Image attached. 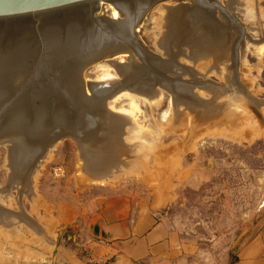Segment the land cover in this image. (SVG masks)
<instances>
[{"label": "rangeland", "instance_id": "374dc122", "mask_svg": "<svg viewBox=\"0 0 264 264\" xmlns=\"http://www.w3.org/2000/svg\"><path fill=\"white\" fill-rule=\"evenodd\" d=\"M170 1L181 4V0ZM168 2L154 1L149 12L142 13L135 29V36H149L147 50L162 58H167L160 47L165 27L162 6ZM239 6L240 14L234 12V19L251 24V29H246L247 37L264 38V0H239ZM111 8L112 4L100 1L95 16L111 20ZM262 45L264 41L262 44L243 37V46H237V50L245 92L264 100ZM123 54L129 57V53ZM108 58L111 57H101L80 69V84L98 83L104 69L98 65L106 66ZM212 58L180 56L177 64L196 69L200 80L219 83L215 94L192 84L198 88L193 87L198 96L225 106L218 123L211 119L201 123L200 111H186L189 107L181 103H177L180 119L174 120L173 92L164 87L155 86L157 98L120 90L118 99L112 95L105 100L106 110L131 118L123 123L122 131V142L131 157L120 154L123 163H117V169H109V174L100 179L93 180L90 173L82 172L80 148L73 139H59L40 156L19 197L22 183L8 185L12 143L0 139V207L9 209L6 224H12L11 228L0 217V245L26 246L44 259L52 258L60 242L66 240L71 247L74 245L77 231L73 232V227L113 205L155 212L158 220L170 223L179 239L197 242L199 250L210 255L216 264L227 256L232 264L238 245L260 227L263 219L264 125L253 107L244 106L237 94L225 89L230 77L220 74ZM117 60L129 61L122 57ZM105 69L111 75L110 82L121 81L120 71L109 65ZM261 107L264 112V103ZM234 116L237 123L231 120ZM26 238L35 244L22 240ZM48 238L52 239V250L44 243Z\"/></svg>", "mask_w": 264, "mask_h": 264}, {"label": "water", "instance_id": "95a60500", "mask_svg": "<svg viewBox=\"0 0 264 264\" xmlns=\"http://www.w3.org/2000/svg\"><path fill=\"white\" fill-rule=\"evenodd\" d=\"M100 1L127 16H95ZM156 0H0V139L9 149L8 185H28L40 156L57 140L73 139L82 172L92 179L109 174L130 156L122 142L131 118L106 110L105 100L120 90L155 95V86L173 92L177 103L199 110L201 120L223 115L225 106L194 93L192 83L215 93L219 83L197 78V70L177 64L180 56L213 55L217 70L230 77L227 91L253 107L264 125V100L241 84L237 46L251 24L234 19L239 0H181L165 4L160 47L167 58L147 50L149 36H135L143 12ZM130 49L129 61L112 62L121 81L81 83V70L109 50ZM9 209L0 207L7 222ZM12 228V224H6Z\"/></svg>", "mask_w": 264, "mask_h": 264}, {"label": "crops", "instance_id": "0c3cea01", "mask_svg": "<svg viewBox=\"0 0 264 264\" xmlns=\"http://www.w3.org/2000/svg\"><path fill=\"white\" fill-rule=\"evenodd\" d=\"M260 227L241 242L232 264H264V210ZM157 213L107 205L55 246L52 258L26 246L0 245V264H216L197 242L183 241ZM34 243L31 239H22ZM52 250V239L44 242ZM35 244V243H34ZM217 264H229V259Z\"/></svg>", "mask_w": 264, "mask_h": 264}, {"label": "bare ground", "instance_id": "6f19581e", "mask_svg": "<svg viewBox=\"0 0 264 264\" xmlns=\"http://www.w3.org/2000/svg\"><path fill=\"white\" fill-rule=\"evenodd\" d=\"M175 2V1H174ZM177 2V1H176ZM168 3H173V2H171L170 0H169V2ZM111 7V6H110ZM164 9H165V5H163L162 6ZM113 8V9H112ZM112 16H111V20H119L120 19V16H122V17H124V16H127V14H126V12H125V10L123 9V8H120V7H118V6H115V5H112ZM246 44V43H245ZM254 44V43H253ZM262 44H263V42H262ZM264 45H262V47H263ZM259 48V47H258ZM241 49V48H240ZM245 49V48H244ZM261 50V49H260ZM262 50H263V48H262ZM122 53H130V49H125L124 51L122 50V49H120V50H109V51H107L106 53H104L103 55H101L100 57H98L97 59H99V58H101V57H111L110 59L108 58V60L106 61V66H103V65H98V66H100L101 68H104L105 69V67L106 68H108V65L110 66V61H112V62H118V57H122L123 59L124 58H126V59H128L129 60V57L127 58L124 54L123 55H121ZM118 54H120V55H118ZM243 54V53H242ZM209 56V55H208ZM211 56H213V55H211ZM193 57V56H192ZM202 57V56H201ZM196 58H198L197 56H196ZM195 58V59H196ZM204 58V57H203ZM97 59H95V60H97ZM194 59V58H193ZM199 59H201L200 57H199ZM206 59H208V58H206ZM205 59V60H206ZM213 59V58H212ZM94 60V61H95ZM203 60V59H202ZM204 60V61H205ZM194 61V60H193ZM192 61V62H193ZM196 61H197V59H196ZM243 61V60H242ZM93 62V61H92ZM91 62V63H92ZM126 62V61H125ZM207 62V61H206ZM194 63V62H193ZM214 63V62H213ZM214 66V65H213ZM111 67H113V68H115L117 71H119L118 70V68L116 67V66H111ZM215 67H216V65H215ZM200 68V67H199ZM209 69H208V72H210L209 70H212L210 67H208ZM104 69H103V73H101V77H100V79L98 80V81H96V82H98V83H103V82H110V80H111V78H110V76L111 75H109L108 74V72H106V71H104ZM106 70V69H105ZM215 70H216V68H215ZM203 71V70H202ZM208 72H206V74L208 73ZM119 73V72H118ZM219 74V73H218ZM221 74V73H220ZM215 75V74H214ZM222 75V74H221ZM207 76V75H206ZM220 76V75H219ZM121 77V76H120ZM220 78V77H219ZM226 79V78H225ZM120 81V80H119ZM192 84H194V83H192ZM194 87V86H193ZM199 87V86H198ZM220 87V86H219ZM195 88V87H194ZM197 88V87H196ZM195 88V89H196ZM201 88V87H200ZM198 89V88H197ZM203 89V88H202ZM157 90V89H156ZM217 90V89H216ZM130 93L132 92V93H134V91L133 90H128ZM127 91V92H128ZM167 91V90H166ZM203 91V90H202ZM219 91V90H218ZM217 91V92H218ZM122 92V91H121ZM195 92V91H194ZM126 93V92H125ZM207 93V92H206ZM219 93V92H218ZM229 93V92H228ZM137 94H139V93H137ZM209 94V93H208ZM215 94V93H214ZM117 95V96H116ZM119 95H121V94H119ZM128 94L126 93V96H127ZM135 95V94H134ZM143 95V94H142ZM145 95V94H144ZM219 95V94H218ZM113 96H116V99H118V94L116 93L115 95H113ZM140 96V95H139ZM146 96H148V97H151L150 95H147L146 94ZM211 96H212V94H211ZM120 97V96H119ZM131 97V96H130ZM156 97V96H155ZM214 97V96H213ZM217 97V96H216ZM114 98V97H113ZM157 98V97H156ZM162 98V97H161ZM116 99H114V100H116ZM172 99V98H171ZM133 100V99H132ZM155 100V99H154ZM158 101H159V99H157ZM161 100V99H160ZM214 100V99H213ZM232 100V99H231ZM109 101V100H108ZM236 102H237V100H235ZM239 101V100H238ZM241 101V100H240ZM244 101V100H243ZM134 102V101H133ZM132 103V102H131ZM160 103V102H159ZM222 103V102H221ZM149 104V103H148ZM244 104V103H243ZM134 104H132V106H133ZM224 105V104H223ZM263 105V104H262ZM188 106V105H187ZM247 107V106H246ZM252 108V107H251ZM180 109V108H179ZM188 109V108H187ZM114 110V109H113ZM186 111H189V109L188 110H186ZM192 112H194L193 110H191ZM190 111V112H191ZM238 111H240V110H238ZM251 111V110H250ZM252 111H253V109H252ZM124 112V111H123ZM190 112H189V114H190ZM199 112V111H198ZM117 113V112H116ZM184 113V112H183ZM183 113H182V115H183ZM195 113V112H194ZM194 113H192V114H190V115H193ZM242 113V112H241ZM125 114V113H124ZM123 114V115H124ZM174 114V113H173ZM179 114V113H178ZM250 114V113H249ZM127 115V114H126ZM181 115V116H182ZM187 115V114H186ZM190 115H189V117H190ZM244 115H246V114H244ZM179 116V115H178ZM194 116V115H193ZM227 116V115H226ZM228 116H229V114H228ZM125 117V116H124ZM180 117V116H179ZM178 117V118H179ZM184 117V116H183ZM187 118H188V116H187ZM191 118V117H190ZM201 118V117H200ZM239 118V117H238ZM245 118V117H244ZM248 118V117H247ZM246 118V119H247ZM259 118V117H258ZM180 119V118H179ZM191 119H193V118H191ZM220 119H221V115L220 116H217V117H215V118H212L211 120H213V122L214 123H218L219 121H220ZM229 119H231V118H229ZM234 119H235V122H236V119H237V117L236 116H234V118L232 117V121H234ZM249 119V118H248ZM174 120H175V118H174ZM208 119H205L204 121L203 120H198V121H201V123L202 122H204L205 123V121H207ZM241 120V119H240ZM243 120V119H242ZM177 121H178V119H177ZM195 121H196V119H195ZM239 121V120H238ZM247 121V120H246ZM251 121V120H250ZM194 122V121H193ZM245 122V121H244ZM126 123V122H125ZM171 123V122H170ZM186 123V122H185ZM190 123V122H189ZM200 123V122H199ZM237 123V122H236ZM235 123V124H236ZM249 123V122H248ZM133 124V123H132ZM181 124V123H180ZM196 124V123H195ZM234 124V125H235ZM176 126L178 125V122L175 124ZM189 125V124H188ZM225 125V124H224ZM232 125V124H231ZM242 125V124H241ZM246 125V124H245ZM170 126H171V124H170ZM182 126V125H181ZM181 126H180V128H181ZM217 126V125H216ZM226 126V125H225ZM235 126H237V124L235 125ZM244 126V125H243ZM247 126V128H248V125H246ZM250 126V125H249ZM256 126V125H255ZM263 126V125H262ZM124 127V126H123ZM184 127V126H183ZM182 127V128H183ZM189 127V126H188ZM187 127V128H188ZM227 128H228V126H226ZM253 127V126H252ZM251 127V128H252ZM178 128H179V126H178ZM179 128V129H180ZM192 128V127H191ZM194 128V127H193ZM201 128V127H200ZM208 128V127H207ZM206 128V129H207ZM213 128V127H212ZM215 129L217 128V127H214ZM213 128V129H214ZM237 128V127H236ZM239 128V127H238ZM174 129V128H173ZM186 129V128H185ZM203 129V128H202ZM205 129V128H204ZM205 129V131H208V129L206 130ZM209 129H210V127H209ZM222 129V128H221ZM243 129V128H242ZM241 129V130H242ZM250 129V128H249ZM257 129V128H256ZM256 129H255V131H256ZM178 130V129H177ZM183 130V129H182ZM189 130V129H188ZM191 130V129H190ZM200 130V129H199ZM199 130H197V131H199ZM216 130H218V128L216 129ZM224 130H225V128H224ZM233 130V129H232ZM236 130V129H235ZM247 130V129H246ZM252 130V129H251ZM215 130H213V132H214ZM222 131V130H221ZM234 131V130H233ZM193 132V131H192ZM191 132V133H192ZM217 132V131H216ZM227 132V131H226ZM229 132V131H228ZM227 132V133H228ZM237 132L239 133V131L237 130ZM249 132H250V130H249ZM254 132V131H253ZM123 133V132H122ZM193 133H195V132H193ZM202 133V132H201ZM205 133H207V132H205ZM212 133V132H211ZM218 133V132H217ZM235 133V132H234ZM233 133V135H235ZM242 133V132H241ZM257 133V132H256ZM197 134V133H196ZM203 134V133H202ZM208 134V133H207ZM220 134V133H219ZM250 134V133H249ZM195 135V134H194ZM213 135V134H212ZM238 135V134H237ZM260 135V134H259ZM229 136V135H228ZM255 136V135H254ZM133 139V138H132ZM128 159V158H127ZM130 159V158H129ZM133 161L134 160H137V159H132ZM135 162V161H134ZM132 163V162H131ZM121 164V163H120ZM124 167V166H123ZM127 167V166H126ZM125 167V168H126ZM127 169V168H126ZM131 169V168H130ZM129 170V169H128ZM89 174V173H88ZM90 175H91V173H90ZM90 175H88V176H90ZM109 177V176H108ZM110 179V178H109ZM102 181H103V179H102Z\"/></svg>", "mask_w": 264, "mask_h": 264}]
</instances>
